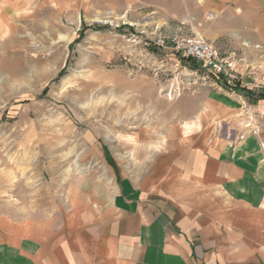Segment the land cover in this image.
Here are the masks:
<instances>
[{"label":"crops","instance_id":"1","mask_svg":"<svg viewBox=\"0 0 264 264\" xmlns=\"http://www.w3.org/2000/svg\"><path fill=\"white\" fill-rule=\"evenodd\" d=\"M17 2L0 0V26L11 28L1 15ZM105 5L208 40L233 33L235 45L246 22H259L250 0ZM235 83L173 109L171 121L142 122L119 140L122 154L96 147L50 197L0 198V264H264V136L245 129L264 115V100L253 103Z\"/></svg>","mask_w":264,"mask_h":264},{"label":"rangeland","instance_id":"2","mask_svg":"<svg viewBox=\"0 0 264 264\" xmlns=\"http://www.w3.org/2000/svg\"><path fill=\"white\" fill-rule=\"evenodd\" d=\"M17 1L1 15L11 28L0 26V198L50 197L68 173L87 168L96 147L122 154L119 140L135 136L142 122L170 119L173 109L198 105L206 90L225 85L156 44L202 32L130 21L107 0ZM250 1L259 22L237 31L240 45L233 33L203 38L221 56H236L238 81L256 104L264 92V0ZM250 26L258 33L246 32ZM246 39L257 46H244ZM254 115L258 121L245 129L264 136V115Z\"/></svg>","mask_w":264,"mask_h":264},{"label":"built area","instance_id":"3","mask_svg":"<svg viewBox=\"0 0 264 264\" xmlns=\"http://www.w3.org/2000/svg\"><path fill=\"white\" fill-rule=\"evenodd\" d=\"M156 44L194 62L197 67L226 85L238 81V59L233 54L221 56L212 42L201 36L174 35L159 37Z\"/></svg>","mask_w":264,"mask_h":264},{"label":"trees","instance_id":"4","mask_svg":"<svg viewBox=\"0 0 264 264\" xmlns=\"http://www.w3.org/2000/svg\"><path fill=\"white\" fill-rule=\"evenodd\" d=\"M234 86L236 88L241 89L242 91H246V93H247L246 95H248V96H251L253 94L252 90H249V89L243 87L239 81H236ZM258 98L264 100V92H260Z\"/></svg>","mask_w":264,"mask_h":264}]
</instances>
